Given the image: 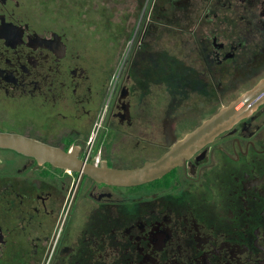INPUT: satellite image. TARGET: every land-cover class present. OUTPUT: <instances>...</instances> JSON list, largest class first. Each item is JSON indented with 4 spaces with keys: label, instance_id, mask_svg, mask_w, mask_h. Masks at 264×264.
Masks as SVG:
<instances>
[{
    "label": "flooded vegetation",
    "instance_id": "flooded-vegetation-1",
    "mask_svg": "<svg viewBox=\"0 0 264 264\" xmlns=\"http://www.w3.org/2000/svg\"><path fill=\"white\" fill-rule=\"evenodd\" d=\"M34 16L30 0H0V132L72 153L76 169L0 148V264H264V105L160 178L118 185L87 172L158 159L263 78L264 0H167L150 11V33L163 22L165 42L204 56L198 73L170 51L149 53L160 71L149 78L172 97L211 96L218 70L256 82L227 103L149 107V118L129 82L138 76L111 89L110 76L92 75L85 42Z\"/></svg>",
    "mask_w": 264,
    "mask_h": 264
},
{
    "label": "rangeland",
    "instance_id": "rangeland-1",
    "mask_svg": "<svg viewBox=\"0 0 264 264\" xmlns=\"http://www.w3.org/2000/svg\"><path fill=\"white\" fill-rule=\"evenodd\" d=\"M30 1L36 24L55 30H66L74 42L86 43V54L93 64L92 75L95 78L110 76L111 89L114 88L111 85L113 78V84H116L130 73H136L135 76L140 78L136 80V87L133 86L135 80L132 77L129 82L134 88L135 103L142 107L145 118H149V107L181 105L180 111L195 113V110H200L209 103L211 98H217L219 104L227 103L248 85L256 82L253 79L248 84H242L236 81L239 75L234 72L229 71L228 75L222 76L218 70L220 79L217 82H221V87L217 84V90H212L211 96H205L200 89L198 92L188 93L186 97H172L167 81L151 80L149 75L153 74L154 69L149 65V53H155V50L170 51L174 57L185 62L183 64L186 68L198 73L204 71L201 61L204 56L195 44H183L177 39L173 41V36L170 39L173 42H165L167 35L163 37L161 33L163 22L157 21L160 28L149 32L150 11L153 9L159 14L167 0ZM139 56L147 58L142 61Z\"/></svg>",
    "mask_w": 264,
    "mask_h": 264
},
{
    "label": "water",
    "instance_id": "water-1",
    "mask_svg": "<svg viewBox=\"0 0 264 264\" xmlns=\"http://www.w3.org/2000/svg\"><path fill=\"white\" fill-rule=\"evenodd\" d=\"M264 105V77L254 86L222 107L201 125L177 141L156 160L128 169H90L94 178L118 185H139L157 179L211 143L221 133L230 130L242 119L250 116ZM0 148L13 149L33 156L40 162H50L58 167L76 169L72 153L20 134L0 132Z\"/></svg>",
    "mask_w": 264,
    "mask_h": 264
},
{
    "label": "trees",
    "instance_id": "trees-1",
    "mask_svg": "<svg viewBox=\"0 0 264 264\" xmlns=\"http://www.w3.org/2000/svg\"><path fill=\"white\" fill-rule=\"evenodd\" d=\"M138 58H140V60H142V61H145V59L147 58H144L143 56H139ZM137 58V59H138ZM163 64L164 65H166V63L163 61ZM163 64H156V65H158L159 66V68H160V70L161 71H163L162 69H163V67H164V65ZM132 66V65H131ZM153 69H154V72L153 73H155V72H160L158 69H155V66H153V65H150ZM133 74H135L136 75V73H134L133 72ZM151 75H149V77H150ZM138 79L140 80V78L138 77ZM159 80H161V79H159Z\"/></svg>",
    "mask_w": 264,
    "mask_h": 264
},
{
    "label": "built area",
    "instance_id": "built-area-1",
    "mask_svg": "<svg viewBox=\"0 0 264 264\" xmlns=\"http://www.w3.org/2000/svg\"><path fill=\"white\" fill-rule=\"evenodd\" d=\"M114 80H115V78H113V80H112V82H111V85H114V86H115V84H113V83H114Z\"/></svg>",
    "mask_w": 264,
    "mask_h": 264
}]
</instances>
